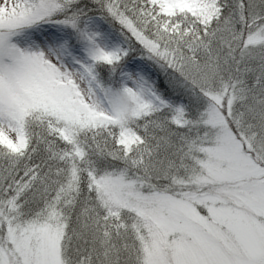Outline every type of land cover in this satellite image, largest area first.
<instances>
[{
    "label": "snow or ice",
    "instance_id": "obj_1",
    "mask_svg": "<svg viewBox=\"0 0 264 264\" xmlns=\"http://www.w3.org/2000/svg\"><path fill=\"white\" fill-rule=\"evenodd\" d=\"M0 264H264V0H0Z\"/></svg>",
    "mask_w": 264,
    "mask_h": 264
}]
</instances>
